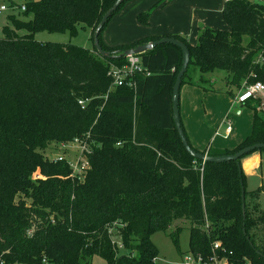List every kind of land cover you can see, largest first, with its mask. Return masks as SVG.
Segmentation results:
<instances>
[{"label":"trees","instance_id":"1","mask_svg":"<svg viewBox=\"0 0 264 264\" xmlns=\"http://www.w3.org/2000/svg\"><path fill=\"white\" fill-rule=\"evenodd\" d=\"M115 1L27 0L23 13L31 18L11 15L2 29L0 264H45L44 259L92 264L95 256L107 264H156L159 251L151 235L183 219L191 223L190 250L210 253L219 240L232 252L234 264H264L261 190L245 187L244 214L241 159L204 163L186 150L177 131L172 95L181 48L165 43L141 55L150 74L137 73L133 87H113L109 74L112 66L127 62L119 55L124 50L174 37L191 56L181 86L213 91L204 76L217 69L227 72L229 90L264 84V3L225 0L228 29L202 27L196 44L182 34L164 33L110 46L101 36L109 22L99 36L109 57L95 47L94 53L77 44L35 38L41 31L74 36L88 27L94 41L95 29ZM171 1L158 0L138 14L139 22L149 24L152 10ZM244 37L249 38L246 44ZM191 65L202 73L199 80L190 77ZM261 104V98L243 104L253 110V128L235 148H196L181 120L189 144L199 152L225 155L264 143ZM87 134L94 143L83 182L70 177L67 161L50 162L40 151ZM38 170L43 178H34ZM115 222L123 224L117 228L121 248L109 232ZM31 227L34 233L28 235Z\"/></svg>","mask_w":264,"mask_h":264},{"label":"rangeland","instance_id":"2","mask_svg":"<svg viewBox=\"0 0 264 264\" xmlns=\"http://www.w3.org/2000/svg\"><path fill=\"white\" fill-rule=\"evenodd\" d=\"M157 1H126L103 30L102 39L105 42H110L111 45L119 46L153 35L155 31H159L165 26H170L171 33L183 34L189 41L197 43L200 28L203 24L212 28L228 29V24L222 12L223 8H221L224 3H222V0H217L216 8L196 4L194 1L198 0H184L176 4L175 2L177 1H174L165 7H160L156 16L153 9L149 24H141L138 20V14L147 11ZM252 1L264 3V0ZM11 2L22 5L27 0H0V6H8ZM179 9H182L184 13L177 17L174 16ZM11 15L27 20L31 18V16H25L20 9L1 11L0 36H2L3 27L10 24L9 17ZM162 19H164V22ZM35 38L39 41L73 43L90 49L95 53L92 30L88 27H81L74 36L69 32L51 33L41 31L35 34ZM248 40V37H244L245 44ZM189 75L193 80H199L202 77V73L195 65L190 66ZM226 75L227 72L225 70L217 69L204 76L208 81L206 86L213 87V91H207L202 87L187 83L181 86L180 91V115L188 138L193 142L217 151L233 149L252 132L253 128V110L251 107L238 104L234 106L233 110L231 109L234 97L239 94V91L237 88L232 87V94L229 93L231 90H229L230 88L227 85ZM261 98L263 99L264 97L261 96ZM236 109H240L241 112L237 113ZM227 117L229 118L227 120H231L233 123V131L229 133H227V125L224 123ZM56 150L58 148L55 145H50L44 150L40 149L46 158L53 153H57L53 152ZM66 151L68 159L77 157L78 150L75 147L68 148ZM256 153L262 156L260 166L253 168L250 173L243 168V173L247 191L261 190L257 202L260 210L264 211V150L254 151L246 157H251ZM190 228L191 223L189 220H176L168 230H157L151 235V240L159 251L156 264H181L184 253L190 251ZM92 264L107 263L102 257L95 256Z\"/></svg>","mask_w":264,"mask_h":264},{"label":"built area","instance_id":"3","mask_svg":"<svg viewBox=\"0 0 264 264\" xmlns=\"http://www.w3.org/2000/svg\"><path fill=\"white\" fill-rule=\"evenodd\" d=\"M8 9L18 10L21 12L26 10V3L22 5H18L16 3L11 2L8 6L1 5L0 12L6 11ZM139 72H146L150 74L149 71L142 64L141 56H129L127 57V62L122 66H112L109 74L113 79L112 85L116 86H135L134 77ZM264 97V84L256 83V84H244L239 91V94L234 98L235 104H244L249 99H257ZM262 99V98H261ZM262 110L264 111V98L262 99ZM80 104H84L85 101H79ZM226 131L229 133L232 129V122L228 120ZM94 140H91L90 134H87L83 137H76L75 139L67 142H62L56 144L55 146L58 150L53 151L57 153H53L49 155L46 159L50 162L57 163L62 161H67L71 167L70 177L77 181L83 182L91 169V162L89 156L92 154V144ZM120 144V143H119ZM75 147L78 150V154L76 158H67V149ZM34 178L40 179L43 178L42 174L38 170L34 174ZM119 226H123L118 222L113 223L109 227V232L113 238V243L118 245L120 248L122 247V243L120 242L118 236L117 228ZM210 223H207L205 226V230L209 232ZM34 233V228L31 227L28 229V234L32 235ZM232 252H228L222 245L221 241H216L211 245L210 253L203 251H194L190 250L185 252L182 257L181 264H234V261L230 258ZM45 264H49L46 259L43 260Z\"/></svg>","mask_w":264,"mask_h":264},{"label":"water","instance_id":"4","mask_svg":"<svg viewBox=\"0 0 264 264\" xmlns=\"http://www.w3.org/2000/svg\"><path fill=\"white\" fill-rule=\"evenodd\" d=\"M126 0H116L114 4L107 10V12L104 14V16L101 19V22L97 26V28L94 31V47L97 49L98 53L103 56V57H109L112 54L105 50L101 43H100V33L105 27V25L109 22V19L114 15V13L118 10V8L125 2ZM173 44L181 48L182 53H183V61H182V66L181 69L177 75L175 84L173 86V95H172V103H173V118L174 122L177 128V131L179 133V136L182 140L183 145L185 146L186 150L195 158L202 160L204 163L205 162H215V163H222V162H227V161H238L241 159L243 160L242 157L248 155L251 152H254L258 149H264V143H256L253 145H249L247 147H244L235 153L232 154H225V155H209V153L206 152H199L196 151L191 147L189 144V141L185 135L182 123H181V115H180V91H181V85H182V80L184 75L187 72L189 62H190V51L188 46L181 40L176 39L174 37H164L155 41L139 44L133 48H128L121 52L119 55L129 57V56H141L150 49L156 47L157 45L160 44ZM116 54H113V56ZM237 113H240V109L235 110ZM240 173L242 171V164L238 163ZM241 192H242V202H243V212L245 214V186L243 183V180L241 179Z\"/></svg>","mask_w":264,"mask_h":264},{"label":"crops","instance_id":"5","mask_svg":"<svg viewBox=\"0 0 264 264\" xmlns=\"http://www.w3.org/2000/svg\"><path fill=\"white\" fill-rule=\"evenodd\" d=\"M174 1H177V2H175V4L176 3H180V2H182V1H184V0H172L171 2H169L170 4L172 3V2H174ZM196 4H203V5H205V6H207V7H214V8H216L217 7V0H198V1H194ZM225 3V0H222V3ZM168 3V4H169ZM224 3H223V5L221 6V8H223V6H224ZM168 4H166V5H164V6H162V7H165V6H167ZM174 5V4H173ZM159 9H160V7H157V8H155L154 9V15L156 16V15H158V13H159ZM208 10H210V9H208ZM208 12V11H207ZM184 12H183V10L182 9H179V11H177V13L174 15V16H179V15H182ZM178 14V15H177ZM163 20V22H164V19H162ZM218 20V19H217ZM214 22V21H213ZM207 24H211V25H215V24H213V23H207ZM217 25H219V24H217ZM205 26H207V25H205V24H203L202 26H201V28L202 27H205ZM163 28V27H162ZM200 28V29H201ZM164 33H171V29H170V26H165L163 29H161V30H159V31H155V33L153 34V35H156V34H164ZM171 34H173V33H171ZM183 35V34H182ZM150 36V35H149ZM183 36H185V35H183ZM191 42V41H190ZM108 45H110V46H115V45H111L110 44V42L108 43V42H106ZM192 44H196V43H193V42H191ZM237 104H235L234 103V100H233V105H232V110H233V108H234V106H236ZM241 111V110H240ZM227 119H229L228 117L226 118V120H224V123L227 125ZM231 121V120H230ZM232 122V121H231ZM232 128H233V123H232ZM233 130L231 129V132H232ZM191 142H192V144L196 147V148H198V149H200V150H204V149H206L207 147H205L204 145H200L199 143H197V142H193L192 140H191ZM232 146H234V145H232ZM235 148V147H234ZM261 158H262V156H261V154H258V153H256V154H254L253 156H251V157H246V158H244L243 160H242V167L243 168H245L249 173L251 172V170L253 169V168H256V167H259L260 166V163H261Z\"/></svg>","mask_w":264,"mask_h":264}]
</instances>
